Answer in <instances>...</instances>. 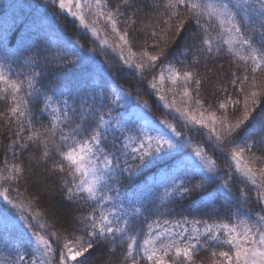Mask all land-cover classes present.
I'll list each match as a JSON object with an SVG mask.
<instances>
[{"label": "snow or ice", "instance_id": "6c2138e0", "mask_svg": "<svg viewBox=\"0 0 264 264\" xmlns=\"http://www.w3.org/2000/svg\"><path fill=\"white\" fill-rule=\"evenodd\" d=\"M53 3L84 28H89L85 11L91 10L97 21H104L118 38L120 60L128 68L134 67L136 74L141 76L154 69L169 53V43H179L188 31V25L195 22L193 32L200 44L196 49L198 54L208 58L214 49L217 54L226 51L238 68L243 67L242 75L232 73V84L239 83L238 92L243 99L227 97L206 109L205 101L200 98L203 81L199 73L192 68L180 70L171 63L162 64L161 71L153 73L148 87L163 108L182 122V127L187 130L182 133L176 124L163 119L157 123L147 116L144 112L150 107L147 102L135 107L132 113L136 116L135 121L131 115L123 113L114 116L115 105L122 107L131 102V97L120 88L111 89L115 98H108L105 104L107 97L104 91H97L101 87L99 84H93L91 90L81 89L62 78L54 80L53 74L46 77L43 70L33 71L17 80L0 67V100L10 102L5 119L21 121L17 140L22 139L20 133L25 130L23 118L30 115V97L42 99L44 107L39 111H48L51 115L49 125L41 126L42 131L36 130L30 119L26 140L38 142V150L42 149L39 159L45 164L53 155L56 157L48 171L53 175L62 174L61 199L45 197L40 192L39 182L33 184L36 189L33 199L36 203L50 200L45 207L57 223L63 221L71 226L75 221L79 227L72 231L84 233L75 239L65 236L60 246L61 237L56 231H49L50 226L41 220L42 214L36 212L32 220L37 222L35 226L40 231H32L26 246L17 248L15 259L7 264H83L86 253L117 239L127 241L124 253L127 264H197V252L208 242L214 244L211 264H264V207L258 212L251 206L248 211L239 207L249 204L252 192L256 194L255 204L264 205V124L251 126L253 113L258 106H264V79L258 77L264 72V0H260L258 8H252L249 0H165L167 19L159 33L153 31L151 34L155 41L154 51H149L145 45L139 53L132 50L131 33L119 29L118 17L123 13L119 8L115 12L109 10L110 0H53ZM124 4L126 8L131 7L128 0H124ZM90 30L99 39V30L94 27ZM101 45L107 46L108 41L102 40ZM186 47L191 50L194 43L186 44ZM125 49L127 57L124 56ZM58 59L62 68L88 72L90 58L71 40L66 42V50ZM193 59L194 64H199V60ZM29 63L36 67L38 61ZM45 80L54 86L49 88ZM166 83L170 85L167 91ZM36 84L41 87L37 88ZM168 92L173 94L171 101L167 98ZM201 130H207V140L215 158L208 156L205 147L200 145L190 154H182V149L191 144V134H199ZM20 147L29 145L25 143ZM253 148L261 154L257 156ZM168 159L178 165L172 172L181 175L174 174L171 183L165 186L162 202L176 196H193L195 203L207 195L213 197L215 203V195H218L229 205L228 211L234 206L237 211L227 221L209 224L194 220L192 227H189L187 217L174 223L168 220L161 223L159 218L148 222L149 216L158 214V209L147 207L149 201L144 191L128 193L122 190L130 187L131 181L143 169ZM218 160L228 165V171L226 179L213 187L220 173ZM24 172L21 164L14 163L6 167V175L0 173V180L14 184L23 178ZM237 179L244 187L234 194L232 183ZM0 197L13 208L25 211L22 204L9 197V188L0 189ZM65 201L70 203L65 204ZM73 205L81 211L79 217L72 216ZM28 207H34L31 201ZM85 209L90 211L85 214ZM141 216L144 217L143 227H138ZM21 219L31 231L34 225L27 217ZM202 237L206 238L203 244ZM8 238L6 234H0V241L7 243ZM53 241L59 248L58 259Z\"/></svg>", "mask_w": 264, "mask_h": 264}, {"label": "trees", "instance_id": "16d2710c", "mask_svg": "<svg viewBox=\"0 0 264 264\" xmlns=\"http://www.w3.org/2000/svg\"><path fill=\"white\" fill-rule=\"evenodd\" d=\"M259 2L260 0H249L252 8H258ZM128 3L131 7L126 8L124 0H110L109 10L115 12L119 8V11L123 13L118 17L119 29L121 31L128 30L131 33L133 39L132 50L134 52L139 53L145 48V45H147L149 51H154L155 41L152 39L151 34L153 31L159 33L160 28L163 27V21L167 19L164 10L165 0H128ZM183 14L182 10L181 15ZM85 19L89 28L81 27L79 21L74 20L66 12H62L57 4L53 3V0H0V67L12 79L17 80L23 79L24 76L33 71L43 70L46 77L53 74L52 78L54 80L62 78L63 81L71 82L81 89L91 90L93 84H99L101 87L97 91L102 90L105 92L107 97L105 104L108 103V98H115L111 95V87L120 88L131 97L134 104L147 102L150 107L144 110L150 118L157 123L163 119L176 124L177 129L182 133L187 131L182 127V122L174 118L172 112L163 108L153 90L148 87L153 73L158 74L161 71L162 64L171 63L180 70L192 68V70L199 73L203 81L200 98L205 101L204 107L206 109L213 108L227 97L243 99L238 92L239 83L235 86L232 84L234 79L232 73L238 72L242 75L244 72L243 67L238 68L233 57L226 51L217 54L214 49L208 58L203 54H198L196 49L200 47V44L193 32L196 29L195 22L188 25V31L181 37L179 43H169V53L161 58L156 67L149 70L146 75L141 76L136 74L134 67L128 68L120 60V49L117 47L119 40L111 32L110 27L105 26L102 20L97 21V18L91 14V10L85 11ZM94 21L96 22L94 23ZM133 21H135L134 24ZM93 27L99 30V39L92 35L90 29ZM212 34L215 36V32ZM256 34H258V31ZM105 39L108 41V45L102 47L101 41ZM68 40H71L76 48L82 49L83 54L90 58L87 73L78 72L74 68L65 69L61 67V61L58 57L62 56L66 50ZM193 43V49L190 50L186 47V44ZM124 56H128L127 49L124 50ZM194 57L199 60V64H194ZM69 59H74V57H69ZM138 59L139 57H137ZM31 60L38 61L36 67L31 66L29 63ZM258 77L264 79V72L259 73ZM44 83L49 88L54 86L48 80H45ZM36 87L40 88L41 85L36 84ZM168 87L170 85L166 83L165 91ZM192 88H195L194 84ZM24 90H28L26 84ZM167 98L171 101L174 98L173 94L168 92ZM175 98L179 102V97ZM29 99L31 100L28 105L30 115L23 118L25 130L20 133L22 139L19 140H17L16 133L20 129L21 121L15 118H12L11 122L6 120L5 116L8 114L10 102L0 100V114H4L0 115V173L6 175V167H10L14 163L21 164L25 169L23 178L17 183L9 184L0 180V189L9 188V197L22 204L25 211L21 212L19 209L13 208L3 197H0V208L11 215L18 224L25 225V221L21 217H27V220L34 225L31 231L24 226L30 232V234H26L27 236L24 234L20 236L18 233L15 236L13 233L7 235L10 231L0 227V234H3L2 231L4 230L8 237L12 236L13 238L11 241L12 249H8L5 246L6 243L0 241V264H7V261L15 259L17 248L15 249L14 243L17 242L20 248H24L26 241L31 239L32 231H40L35 226L37 222L32 220V216L36 212L42 214L41 220L50 226L49 231H56L61 237L60 246H62L65 236L75 239L77 236L84 235L81 231H72L73 228L79 227L75 221L71 226L63 221L56 222L51 212L45 207L46 203H50V200L36 203L33 199L36 193L33 184L39 182L40 192L45 197L60 200L61 189L59 186L62 183L60 179L62 174L53 175L48 171L52 168V160L56 159L54 155L45 164L44 161L39 159L42 149L38 150V142L34 144L26 140L29 135L28 121L30 119L33 120L34 128L39 131H42V125H49L51 120L48 111H39L40 108L44 107L42 99L38 101L35 96ZM114 107V116L125 111L119 104ZM181 107L183 106L181 105ZM192 107L195 108L194 101ZM228 111H232L231 105H229ZM261 124H264V106L257 107L251 121L252 127H259ZM58 135L59 133L57 137ZM190 138V147L182 149V154H187L197 145H200L205 147L208 156L215 158L207 140V130H201L199 134L192 133ZM25 143L29 147L21 148L20 145ZM253 152L257 156L261 154L256 148H253ZM245 155L251 154L245 153ZM217 163L220 165V173L213 187L221 184L226 179L225 173L228 171V165L224 164L222 160H218ZM176 164V161L168 159L150 165L148 168L143 169L131 181V186L123 189L122 192L140 193L149 180L156 178L162 172L171 170ZM242 187L244 185L240 183L239 179L235 180L232 183L233 193L238 194V190ZM154 192L157 194L148 197L147 207L150 210L158 209V214L149 216L148 222L159 218L161 223L164 220L174 223L187 217L190 222L189 227H192L191 222L194 220L207 221L209 224L227 221L232 213L237 211L235 206L231 208V211H228L229 205L218 195H215V203L212 202L213 197H207V195L204 199H197L195 203L192 202L193 196L184 198L176 196L174 199L162 202L161 197L164 194H160L161 192L158 189ZM255 199L256 194L252 192L249 204L240 205L239 207L242 211H248L251 206L254 212H258L260 207H264V205H256ZM30 201L34 205L31 209L28 207ZM68 203L70 202L65 201V204ZM197 209H200V211ZM87 211H90V209H85V214ZM81 214V211L77 210V206L73 205L72 216L79 217ZM145 215H148V213H145ZM143 220L144 217L141 216L137 222L138 227H143L141 223ZM141 239H143L142 236ZM205 239V237H202V244ZM24 240L26 241L24 242ZM213 246V242L204 244V247L196 254L197 264H211L212 257L210 253ZM53 247L57 249L58 259L59 248L55 241H53ZM126 249L127 241L117 239L114 243L102 245L90 251V253H86L83 264H127L124 256ZM217 250L220 249L217 248ZM28 251L31 252L32 249L28 248Z\"/></svg>", "mask_w": 264, "mask_h": 264}, {"label": "rangeland", "instance_id": "374dc122", "mask_svg": "<svg viewBox=\"0 0 264 264\" xmlns=\"http://www.w3.org/2000/svg\"><path fill=\"white\" fill-rule=\"evenodd\" d=\"M73 10H75V9H73ZM112 88H115V87L112 86L111 89ZM136 106H137V104H134L132 102V100H131L130 103H124L122 107L125 109V111H122V113L125 116L131 115V119L133 121H135L136 116L135 115H132V113H133V111H134V109H135ZM144 112H145V110H144ZM189 147L190 146H186L185 148L188 149ZM185 148H183V149H185ZM191 152H189L187 154H190ZM177 167H178V165L176 164L172 169L177 168ZM172 169L169 170V171H166V172H162L156 178L149 180V182L146 184L147 185V188L145 189V186L146 185L143 188V191H145L144 194L147 197H149L150 195H155L157 193H155L154 191L157 190V189L161 192V193L160 192H158V193L164 194L165 186L171 183L172 178H173V175L174 174L177 175V176L181 175L180 172L173 173L172 172ZM125 203H127V201H125ZM0 217L4 218L3 220H0V227L1 228H6L7 231H10V232L7 233V235H9V234L12 235V233H13L14 236H15L16 233H18V235H20V236L23 235V234L26 235L27 233L30 234V232H28L26 230V228L24 227V225H22V223H19L18 224L11 215H9L5 210H3L1 208H0ZM17 221H19V220H17ZM17 224H18V226H17ZM12 228H14V229L11 231L10 229H12ZM2 232H3V234L6 233V231H4V230ZM218 235H222V233L221 234H218ZM12 239H13L12 236L11 237L9 236L8 241H7L6 245H5V246H7L8 249H12V247H13L11 245ZM25 241L26 240H24V242ZM14 244L16 246L15 249L16 248H20L19 243L16 242ZM33 246H34V244H33Z\"/></svg>", "mask_w": 264, "mask_h": 264}]
</instances>
